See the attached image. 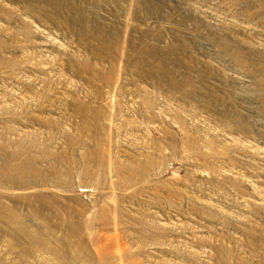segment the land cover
I'll return each instance as SVG.
<instances>
[{
    "label": "rangeland",
    "instance_id": "rangeland-1",
    "mask_svg": "<svg viewBox=\"0 0 264 264\" xmlns=\"http://www.w3.org/2000/svg\"><path fill=\"white\" fill-rule=\"evenodd\" d=\"M0 264H264V0H0Z\"/></svg>",
    "mask_w": 264,
    "mask_h": 264
}]
</instances>
